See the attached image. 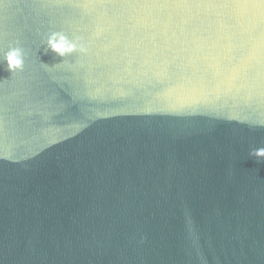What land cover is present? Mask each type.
Segmentation results:
<instances>
[{
    "label": "water",
    "instance_id": "95a60500",
    "mask_svg": "<svg viewBox=\"0 0 264 264\" xmlns=\"http://www.w3.org/2000/svg\"><path fill=\"white\" fill-rule=\"evenodd\" d=\"M0 264H264V0H0Z\"/></svg>",
    "mask_w": 264,
    "mask_h": 264
}]
</instances>
